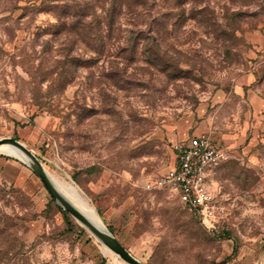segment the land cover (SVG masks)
<instances>
[{
  "label": "rangeland",
  "instance_id": "1",
  "mask_svg": "<svg viewBox=\"0 0 264 264\" xmlns=\"http://www.w3.org/2000/svg\"><path fill=\"white\" fill-rule=\"evenodd\" d=\"M89 1L0 0V139L73 185L145 264H261L264 0H93L71 27L67 7ZM114 2L130 9L110 18ZM202 133L230 157L209 180L226 209L215 235L142 188ZM60 210L0 154V264H114Z\"/></svg>",
  "mask_w": 264,
  "mask_h": 264
},
{
  "label": "built area",
  "instance_id": "2",
  "mask_svg": "<svg viewBox=\"0 0 264 264\" xmlns=\"http://www.w3.org/2000/svg\"><path fill=\"white\" fill-rule=\"evenodd\" d=\"M173 152L174 165L145 181L142 188L148 192L167 191L175 195L182 209L197 216L207 232L218 234L226 209L211 190L209 180L229 160L228 150L202 134L174 143Z\"/></svg>",
  "mask_w": 264,
  "mask_h": 264
},
{
  "label": "water",
  "instance_id": "3",
  "mask_svg": "<svg viewBox=\"0 0 264 264\" xmlns=\"http://www.w3.org/2000/svg\"><path fill=\"white\" fill-rule=\"evenodd\" d=\"M0 148H5L15 153L17 155L15 159L27 166L40 180L55 204L92 235L102 247L107 249L124 264H145L134 257L101 221H96L88 217L70 202L59 191L37 155L26 145L13 138H2L0 139Z\"/></svg>",
  "mask_w": 264,
  "mask_h": 264
},
{
  "label": "bare ground",
  "instance_id": "4",
  "mask_svg": "<svg viewBox=\"0 0 264 264\" xmlns=\"http://www.w3.org/2000/svg\"><path fill=\"white\" fill-rule=\"evenodd\" d=\"M0 154L8 155V156H11L14 158L17 157V155L15 153H13L10 150L5 149V148H0ZM49 174H50L52 180L54 181L55 185L59 189V191L70 202H72L80 211H82L88 217H90L96 221H100L98 219L96 212H95V209L87 201L84 200V198L79 194L78 190L73 185H71L70 183H68L65 180H60V179L56 178L51 173H49ZM101 249H102L104 254L111 255L113 257L114 264H123L117 257H115L113 254H111L107 249H105L102 246H101ZM261 264H264V260L262 261Z\"/></svg>",
  "mask_w": 264,
  "mask_h": 264
},
{
  "label": "trees",
  "instance_id": "5",
  "mask_svg": "<svg viewBox=\"0 0 264 264\" xmlns=\"http://www.w3.org/2000/svg\"><path fill=\"white\" fill-rule=\"evenodd\" d=\"M68 1H72L73 2V0H68ZM93 0H90L89 2H85V3H83L84 5H78V3H75L74 5H72V6H70V7H67V9L69 10L70 9V11L69 12H67L66 13V15L68 16V18H70L71 19V21H69V23H70V26L71 27H73V28H75V29H77V27L79 26V25H82L81 24V21H83L82 19L83 18H85V17H87V15H88V11L89 10H91L94 6H93V4H94V2H92ZM99 2V1H98ZM128 2V1H127ZM117 3V2H116ZM115 2L114 3H112V9H110V11H109V13H108V15H109V17L111 18H113L114 16H115V14L116 13H122V8L124 7V5L125 6H127L128 4L127 3H122V5H118L117 6V9H116V7H115V5H117ZM129 3V2H128ZM135 5H136V3H135ZM134 4H132V6H135ZM127 9L129 10L130 8H129V6H127ZM67 10V11H68ZM74 11V12H73ZM63 12H64V10H63ZM65 13V12H64ZM84 25H85V23H84ZM84 25H82V27L84 26ZM82 30H83V28H82ZM86 30V27H84V31ZM85 32H87V31H85ZM136 45H135V43H133L132 44V47H133V49H135L134 47H135ZM61 211V210H60ZM64 213V212H63ZM66 214L64 213V216H65ZM109 231L111 232V233H113L112 231H111V229H109Z\"/></svg>",
  "mask_w": 264,
  "mask_h": 264
},
{
  "label": "crops",
  "instance_id": "6",
  "mask_svg": "<svg viewBox=\"0 0 264 264\" xmlns=\"http://www.w3.org/2000/svg\"><path fill=\"white\" fill-rule=\"evenodd\" d=\"M202 134H204V133H202ZM202 134H196V135H202Z\"/></svg>",
  "mask_w": 264,
  "mask_h": 264
}]
</instances>
